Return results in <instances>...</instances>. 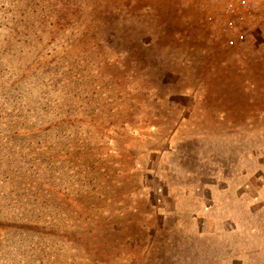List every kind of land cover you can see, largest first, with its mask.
Listing matches in <instances>:
<instances>
[{
    "label": "rangeland",
    "instance_id": "rangeland-1",
    "mask_svg": "<svg viewBox=\"0 0 264 264\" xmlns=\"http://www.w3.org/2000/svg\"><path fill=\"white\" fill-rule=\"evenodd\" d=\"M0 0V264H264V11Z\"/></svg>",
    "mask_w": 264,
    "mask_h": 264
},
{
    "label": "built area",
    "instance_id": "built-area-1",
    "mask_svg": "<svg viewBox=\"0 0 264 264\" xmlns=\"http://www.w3.org/2000/svg\"><path fill=\"white\" fill-rule=\"evenodd\" d=\"M264 11V0H232L226 6L228 24H243L255 12Z\"/></svg>",
    "mask_w": 264,
    "mask_h": 264
}]
</instances>
